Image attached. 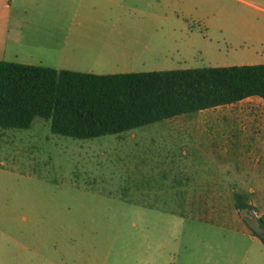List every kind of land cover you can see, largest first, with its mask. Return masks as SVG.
Returning <instances> with one entry per match:
<instances>
[{"label":"rangeland","instance_id":"obj_1","mask_svg":"<svg viewBox=\"0 0 264 264\" xmlns=\"http://www.w3.org/2000/svg\"><path fill=\"white\" fill-rule=\"evenodd\" d=\"M13 3L19 18L33 7ZM112 11L138 21L149 68L264 62V14L244 0H137L97 14ZM177 127L89 139L40 117L0 128V264H264V156L257 172L241 155L208 157Z\"/></svg>","mask_w":264,"mask_h":264},{"label":"trees","instance_id":"obj_2","mask_svg":"<svg viewBox=\"0 0 264 264\" xmlns=\"http://www.w3.org/2000/svg\"><path fill=\"white\" fill-rule=\"evenodd\" d=\"M253 96L264 100V63L95 74L0 60L2 129H29L40 117L55 134L89 139Z\"/></svg>","mask_w":264,"mask_h":264},{"label":"crops","instance_id":"obj_3","mask_svg":"<svg viewBox=\"0 0 264 264\" xmlns=\"http://www.w3.org/2000/svg\"><path fill=\"white\" fill-rule=\"evenodd\" d=\"M14 1L0 0V60L95 74L172 70L149 68L154 59L143 57L152 49L147 39L134 31L138 21L113 11L97 14L104 8H131L137 0H30L33 7L24 11L23 18L14 13ZM244 2L251 13L264 14V0ZM197 114L168 120L178 126L174 131L197 136L195 146L208 157L241 155L253 171L260 170L257 162L264 156L262 98L253 96ZM238 133L240 138L235 137ZM182 152L187 154L184 148ZM26 199L27 194L17 199L21 210Z\"/></svg>","mask_w":264,"mask_h":264}]
</instances>
